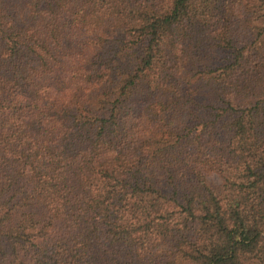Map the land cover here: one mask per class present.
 <instances>
[{"label":"trees","instance_id":"obj_1","mask_svg":"<svg viewBox=\"0 0 264 264\" xmlns=\"http://www.w3.org/2000/svg\"><path fill=\"white\" fill-rule=\"evenodd\" d=\"M0 264H264V0H0Z\"/></svg>","mask_w":264,"mask_h":264}]
</instances>
